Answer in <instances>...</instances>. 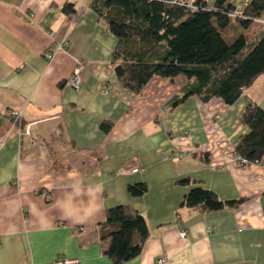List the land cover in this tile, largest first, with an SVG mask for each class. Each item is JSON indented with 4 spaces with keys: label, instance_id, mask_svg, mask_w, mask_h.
I'll list each match as a JSON object with an SVG mask.
<instances>
[{
    "label": "crops",
    "instance_id": "crops-1",
    "mask_svg": "<svg viewBox=\"0 0 264 264\" xmlns=\"http://www.w3.org/2000/svg\"><path fill=\"white\" fill-rule=\"evenodd\" d=\"M91 1L0 0V264H264V153L242 164L234 152L247 99L264 107V74L233 103L197 93L174 103L193 81L183 74L153 75L134 92L115 74L117 37ZM263 29L231 21L223 34L252 40ZM137 181L147 188L131 194ZM195 183L237 201L182 205ZM120 202L137 208L149 235L138 255L114 263L99 227Z\"/></svg>",
    "mask_w": 264,
    "mask_h": 264
},
{
    "label": "trees",
    "instance_id": "trees-1",
    "mask_svg": "<svg viewBox=\"0 0 264 264\" xmlns=\"http://www.w3.org/2000/svg\"><path fill=\"white\" fill-rule=\"evenodd\" d=\"M91 6L117 37L114 71L134 92H140L153 75L172 80L183 74L193 81L174 103L191 93L203 101L217 96L233 103L242 96L243 87L264 74V29L252 40L242 31L231 39L223 34L231 21L246 28L254 18L264 16V0H249L236 14L231 0H92ZM62 8L75 11L70 2ZM241 121L248 128L238 136L234 152L238 158L258 161L264 153V107L247 99ZM190 180L189 176L178 178L181 183ZM146 188L144 181L127 185L131 194ZM236 201L222 199L213 189L195 183L181 204L212 209ZM148 235L144 216L131 202L106 207L99 236L107 239L103 250L114 263L138 255Z\"/></svg>",
    "mask_w": 264,
    "mask_h": 264
},
{
    "label": "built area",
    "instance_id": "built-area-1",
    "mask_svg": "<svg viewBox=\"0 0 264 264\" xmlns=\"http://www.w3.org/2000/svg\"><path fill=\"white\" fill-rule=\"evenodd\" d=\"M242 12V7H239L236 9V11H234V13H241ZM254 21H257L259 22V24H264V16H260V17H256L254 18ZM68 41L67 39L63 38L62 40H59L56 45H55V49H61L63 47H65L67 45ZM54 49V51H55ZM54 51L53 50H46L44 52V55L47 57V58H51L54 54ZM82 67V62L80 60L77 61V64L76 66L74 67L73 69V72L71 74V76L69 77V81H70V84L73 86V87H77L78 86V83L80 81V74H79V71ZM109 90V87L106 86L104 89H103V92L107 93ZM10 114H12L14 117L18 118L20 116V112L18 110H11L10 111ZM238 160L244 164V163H247L248 160L246 158H238ZM138 168H133V170H137ZM179 234L181 236H183L185 234V230H180L179 231ZM163 258H159L158 259V262L159 263H163ZM56 263L57 264H77V259L76 258H70V257H58L56 259Z\"/></svg>",
    "mask_w": 264,
    "mask_h": 264
},
{
    "label": "rangeland",
    "instance_id": "rangeland-1",
    "mask_svg": "<svg viewBox=\"0 0 264 264\" xmlns=\"http://www.w3.org/2000/svg\"><path fill=\"white\" fill-rule=\"evenodd\" d=\"M254 22H256V23H258V24H259V22H257V21H254ZM259 25H262V26H264V24H259Z\"/></svg>",
    "mask_w": 264,
    "mask_h": 264
}]
</instances>
